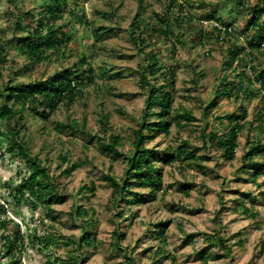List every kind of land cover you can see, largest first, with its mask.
I'll list each match as a JSON object with an SVG mask.
<instances>
[{
  "label": "rangeland",
  "instance_id": "obj_1",
  "mask_svg": "<svg viewBox=\"0 0 264 264\" xmlns=\"http://www.w3.org/2000/svg\"><path fill=\"white\" fill-rule=\"evenodd\" d=\"M69 1L75 2V10L79 14L83 13L88 22L91 21V24L80 21L74 25L77 17L68 13L64 18V21H72L65 28L72 36L68 42L73 52L71 56H53L30 65L14 47L7 49L5 58H0V91L9 80L30 82L44 79L59 69L61 63L68 61L72 64L82 55L87 56L95 70V83L86 86L84 96L79 97L71 107L60 108L48 120L31 113L25 118L23 132L27 134L30 153L49 167L50 176L58 184L61 199L52 204L55 218L47 214L46 207L29 189L25 197H13L22 179L28 175L30 166L24 158L10 156L5 146L0 147V201L6 208L3 216L10 219L6 233H12L16 229L14 223H17L23 235L20 264H49V261L54 262L55 256H64L75 247L74 244L62 243L64 236L79 237L82 234L81 221L72 214L74 205L94 210L96 217L93 227L96 245L82 253L88 254L83 264H203L198 251L205 247L209 248L208 251L221 254L210 258L209 264H264V198L261 193L264 190V169L260 167L261 173L254 183L242 166V158L248 148L247 131L252 136L256 130H250L247 124V128L239 135V146L232 161L224 159L216 148L209 147L206 150L201 134L205 127L206 132L212 129L228 130L232 121L221 118L227 113L239 111L240 106L247 109L246 121H252L255 125L258 123L255 117L262 101L259 94L251 100H244L241 95L236 98L215 92L226 85L218 80L221 76L234 81L235 71L240 66L235 61L231 67L225 64L229 62L227 47L230 42L244 43L243 28L248 22L251 6L258 0H242L245 2L243 8L236 0H179L186 4L203 1L202 5H194L195 9L181 5L185 8V14L192 11L198 15L195 16L196 23L208 30L211 38L195 42L191 37L185 44H176V50L172 52L167 40L151 37V46L145 51L157 49L163 63L173 66L175 70L171 114L183 108L189 109L195 119L181 125L172 124L168 133L158 135L146 145L155 146L164 152L169 147L175 150L181 140L188 139L194 147L199 148L197 154L206 155L209 160L201 163L202 167L187 161L169 164L158 161L157 170L162 174L163 186L157 190L155 198L149 197L144 189L136 188L138 202L133 197L136 203H127L121 197L116 206L112 201L113 188L104 179V174L109 171L117 178L122 176L126 159L122 154L111 156L101 151L94 134L107 136L114 132L124 137L123 145L118 147L123 154H128L132 149V130L143 115L147 96L146 89L140 86L139 81L143 55L131 42L128 32L138 11V0ZM144 1L146 16L164 11L168 3V0ZM14 5L9 0H0V36L5 39L22 35V31L14 28L12 13H9L16 12L12 7ZM16 5L18 11L40 8L37 0H18ZM210 9L217 14L222 13L221 18L232 21L234 34L241 35L240 41L235 37L229 42L218 41L212 36L209 30L213 27L198 20L199 15ZM100 24L112 29L102 31L100 37L96 38L93 28ZM184 31L187 33L188 30ZM250 34L247 32L246 36ZM12 44L15 45L16 41ZM248 61L257 66V72L264 71V54ZM101 66H108L110 72H120L121 75L107 78L100 73ZM201 72L203 75L200 76ZM193 79L198 83L195 84ZM253 85L259 88L260 82L255 80ZM213 99L216 104L212 106L210 114L205 115L204 108ZM101 112L110 115V124L113 125L111 130L103 132L104 127H100L98 117ZM72 119L79 124L85 119L86 129L57 127L58 122H70ZM63 155L68 162L63 160ZM69 161L79 165L70 174H65L63 170ZM248 169L254 168L251 166ZM92 183L96 186L95 191H80L83 185ZM183 184L189 186L187 191L181 188ZM247 192L251 196L245 204L259 212L257 217H250L241 208L237 209L236 199L242 198ZM121 209H124L123 214L119 212ZM160 222L165 224L163 238L157 235ZM119 232L124 236L118 239L115 236ZM49 234H55L57 238L48 248L33 239L37 235L45 240ZM186 234H193L192 240L188 241L184 237ZM217 234L225 239L223 244L231 246L230 254L225 255L222 247H209L208 240ZM161 244L166 252L175 255L174 260L163 256H155V259L151 257ZM2 248L0 237V250ZM126 255L134 258V261L130 262ZM7 261V257L0 259L2 264Z\"/></svg>",
  "mask_w": 264,
  "mask_h": 264
},
{
  "label": "trees",
  "instance_id": "obj_2",
  "mask_svg": "<svg viewBox=\"0 0 264 264\" xmlns=\"http://www.w3.org/2000/svg\"><path fill=\"white\" fill-rule=\"evenodd\" d=\"M9 1L14 2L15 5L12 7L16 9L14 13L9 12L13 16L14 28L22 31V35L15 39H5L0 36V58H5L7 49L14 47L30 65L44 62L53 58V56L57 58L60 55L71 56L73 52L70 50L68 42L72 36L65 28H68L72 21L69 19L64 21V18L67 17L68 13H71L78 19L75 20L74 25L80 23V21L91 24V21L88 22L83 13L79 14L75 10L77 4L75 5V2L70 3L69 0H37L40 8L39 10L35 9V11L21 8H18L21 9L18 11L16 8L18 0ZM144 2V0H138V11L128 28L131 42L143 55L139 81L140 86L147 91L143 115L136 122L137 127L132 130V149L128 154H123L118 147L123 145L124 137L114 134V132L105 135L106 137L94 134L97 137V145L101 151L111 156L122 154L126 159V168L122 176L117 178L109 171L104 174V179L113 188L114 197L112 201L115 206L121 197H124L127 203L138 202L139 193L135 190L136 188L144 189L149 197L155 198L157 190L163 186L162 174L157 170L158 161L167 164L174 161H187L202 167L201 163L209 160L208 156L197 154V151H200L199 148L194 147L188 139L181 140V144L175 150H173V147H169L164 152L155 146L148 147L146 145L158 135L168 133L172 124H185L193 121L195 117L191 110L184 108L176 111L173 115L171 114L173 100L171 92L176 81L174 67L171 65L166 66L163 63L158 57L157 49L152 50L150 48L147 52L145 49L151 46V37L167 40L170 43L172 52H175L176 44H185L188 39L190 41L191 37L195 39V42H204L211 38L210 32L196 23L195 16L198 15L195 12L189 11L186 14L183 12L185 11L183 5H189L195 9L197 5H202L203 1L197 2L198 4H193V2L186 4L185 2H179V0H168L164 11L160 13L153 12L149 16L144 13ZM236 3L241 8L245 4L242 0H236ZM220 14L222 13L218 12L217 14L215 10L210 9L208 12L199 15L198 20L214 19L222 25L233 26L231 20L221 18ZM247 21L242 33L245 36L244 43L242 41V43L230 42V46L227 47L229 62L225 64L231 67L232 62L235 61V64L240 66L235 71V82L227 80V76H221L218 80L226 85L222 89H216L215 92L219 95L236 98L241 95L244 100H251L259 94L262 101L255 117L258 123L255 125L252 121H246L247 109L240 106L239 111L227 113L224 118H221H228L232 121L228 130L212 129L206 132L205 127L201 134L203 146L206 150L209 147L216 148L224 159L232 161L235 159L236 149L239 146V135L247 128V124L250 130H256V133L252 136H250V131H247L248 148L242 158L243 169H246L251 181L256 183L257 177L261 173L260 167L264 169V71L257 72V66H254L248 59H256V55L264 54V46H262L264 44V0H258L257 3L251 6V13ZM111 29L100 24L99 27L93 28V33L96 38H99L102 31H110ZM185 29L188 30L187 33L184 31ZM209 31H212V36H215L218 40L220 30L214 27ZM247 32H251V34L246 36ZM234 33V30L232 33H228L229 39L227 42L234 37L237 40L240 39L241 35ZM14 41H16L15 45L12 44ZM110 71L111 68L108 66L100 67V73L107 78L121 75L120 72ZM252 73L254 74L250 75ZM94 74L95 70L87 60V56L82 55L72 64L68 61L61 63L59 69L48 74L44 79H35L30 82H13V80H9L4 89L0 91V147L5 146L10 156L19 155L20 158H24L30 166L28 175L22 179V184L13 197H25V193L29 189L30 193L46 207L47 214L52 218H55L52 204L60 201L61 194L58 192L57 182L50 176L49 167L44 166L36 156H32L30 153V147L26 140L27 134L23 132L25 118L30 116L31 113V115H37L43 120H48L60 108L71 107L79 97L84 96L85 87L95 83ZM201 75H203L202 72ZM193 80L195 84L198 83L196 79ZM255 80L260 82L259 88L254 85V87L251 86L253 82L255 84ZM215 104V99L209 101V104L204 108L205 115L210 114V110ZM98 121L100 127H104L103 132L113 128V125L110 124V115L107 112H101ZM57 124V127L61 129L71 128L72 130L83 131L86 129L85 119L82 124H79L75 119L65 123L58 122ZM63 160L68 162L67 157L64 155ZM78 165L75 161H69L63 172L70 174ZM251 166L254 168L253 170L248 169ZM95 188L96 186L93 183L90 185L85 184L80 188V191L92 193ZM181 188L187 191L189 186L183 184ZM261 193L264 198V190ZM245 194L242 198L236 199L237 209L241 208V211L250 217H257L259 212L255 208L247 207L245 204L251 193L247 192ZM119 212L123 214L124 209ZM5 213V204L0 201V229L2 230L0 237L3 247L0 250V259L1 257L8 258V261L3 264H20L19 257L24 247L23 235L17 223H14L16 229L12 233H6L10 219L3 216ZM72 214L80 219L82 234L79 237L74 235L64 236L62 243L65 245L74 244L75 247L68 250L64 256H55L54 262L49 261V264H83L88 259V254L83 255L82 253L85 249L96 245L93 229L96 223L95 211L74 205ZM164 233L165 224L160 222L157 235L163 238ZM123 236L124 234L119 232L115 237L119 239ZM193 236V234H186L184 237L190 241ZM56 238L55 234H49L45 237V240L37 235H34L33 239L48 248L50 243L56 241ZM224 240L218 234L211 236V239L208 240L209 247H222L224 254L228 255L231 253V246L223 244ZM118 247L125 249L120 245ZM208 249V247H205L198 251L203 264H209L210 258L221 255L216 251H208ZM149 250H152V248H149ZM155 256L175 259L174 254L166 252L163 244L154 250L151 257L155 259ZM127 259L130 262L134 261L132 257H127ZM153 262L154 260L151 261V263Z\"/></svg>",
  "mask_w": 264,
  "mask_h": 264
},
{
  "label": "built area",
  "instance_id": "obj_3",
  "mask_svg": "<svg viewBox=\"0 0 264 264\" xmlns=\"http://www.w3.org/2000/svg\"><path fill=\"white\" fill-rule=\"evenodd\" d=\"M201 21H202V23L203 22L207 23L211 27H213V28L216 27L217 29L220 30V33L218 35V41H227L229 39L228 33L233 32V26L222 25L214 19H201ZM262 46H264V44H262Z\"/></svg>",
  "mask_w": 264,
  "mask_h": 264
},
{
  "label": "clouds",
  "instance_id": "obj_4",
  "mask_svg": "<svg viewBox=\"0 0 264 264\" xmlns=\"http://www.w3.org/2000/svg\"><path fill=\"white\" fill-rule=\"evenodd\" d=\"M201 21V20H200Z\"/></svg>",
  "mask_w": 264,
  "mask_h": 264
}]
</instances>
